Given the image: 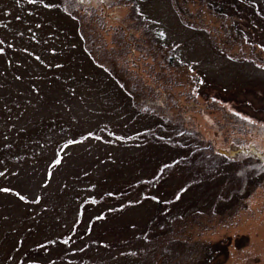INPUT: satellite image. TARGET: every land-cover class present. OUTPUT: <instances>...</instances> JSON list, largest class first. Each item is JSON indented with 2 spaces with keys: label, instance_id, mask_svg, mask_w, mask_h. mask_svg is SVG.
<instances>
[{
  "label": "rangeland",
  "instance_id": "rangeland-1",
  "mask_svg": "<svg viewBox=\"0 0 264 264\" xmlns=\"http://www.w3.org/2000/svg\"><path fill=\"white\" fill-rule=\"evenodd\" d=\"M0 264H264V0H0Z\"/></svg>",
  "mask_w": 264,
  "mask_h": 264
},
{
  "label": "snow or ice",
  "instance_id": "snow-or-ice-1",
  "mask_svg": "<svg viewBox=\"0 0 264 264\" xmlns=\"http://www.w3.org/2000/svg\"><path fill=\"white\" fill-rule=\"evenodd\" d=\"M57 163H59V161H57ZM21 199H23V197H21Z\"/></svg>",
  "mask_w": 264,
  "mask_h": 264
},
{
  "label": "trees",
  "instance_id": "trees-1",
  "mask_svg": "<svg viewBox=\"0 0 264 264\" xmlns=\"http://www.w3.org/2000/svg\"><path fill=\"white\" fill-rule=\"evenodd\" d=\"M7 110V109H6ZM8 111V110H7Z\"/></svg>",
  "mask_w": 264,
  "mask_h": 264
}]
</instances>
